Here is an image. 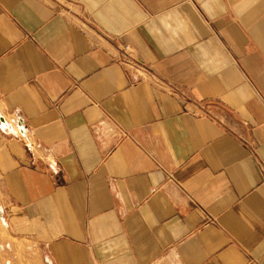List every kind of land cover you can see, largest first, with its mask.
Segmentation results:
<instances>
[{"label": "crops", "instance_id": "crops-1", "mask_svg": "<svg viewBox=\"0 0 264 264\" xmlns=\"http://www.w3.org/2000/svg\"><path fill=\"white\" fill-rule=\"evenodd\" d=\"M0 116L29 264H264V0H0Z\"/></svg>", "mask_w": 264, "mask_h": 264}, {"label": "built area", "instance_id": "built-area-1", "mask_svg": "<svg viewBox=\"0 0 264 264\" xmlns=\"http://www.w3.org/2000/svg\"><path fill=\"white\" fill-rule=\"evenodd\" d=\"M122 53H123V61L126 63L131 64L132 66H134L135 68H141L143 67V63L141 62V60L133 57L132 55V48L129 45H124L122 48ZM198 110L204 111L205 107L203 106H198ZM1 117V116H0ZM16 131H14V133L16 134V136L18 138H20L27 146H31V144L28 141V137H27V130L25 128V124L22 122V120L18 119L16 122ZM0 130L1 132H12V127L9 125V123L7 121H5V119H0Z\"/></svg>", "mask_w": 264, "mask_h": 264}, {"label": "rangeland", "instance_id": "rangeland-1", "mask_svg": "<svg viewBox=\"0 0 264 264\" xmlns=\"http://www.w3.org/2000/svg\"><path fill=\"white\" fill-rule=\"evenodd\" d=\"M4 233H6L4 228L0 227V236ZM3 247L6 245L0 241V264H29L26 258V249L21 245L13 252Z\"/></svg>", "mask_w": 264, "mask_h": 264}]
</instances>
